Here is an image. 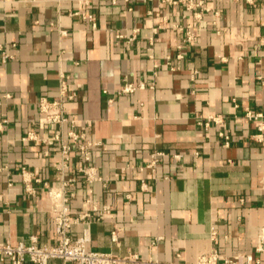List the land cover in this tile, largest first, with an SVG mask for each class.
I'll list each match as a JSON object with an SVG mask.
<instances>
[{"label":"crops","instance_id":"crops-1","mask_svg":"<svg viewBox=\"0 0 264 264\" xmlns=\"http://www.w3.org/2000/svg\"><path fill=\"white\" fill-rule=\"evenodd\" d=\"M203 1L0 0V240L55 244L49 188L67 182L71 233L88 229L92 249L139 254L131 264L213 250L264 264V131L246 116L264 115V0ZM61 74L75 93L65 130L96 142L90 183L77 154L62 175L56 144L24 140L48 136L39 101L59 98Z\"/></svg>","mask_w":264,"mask_h":264},{"label":"built area","instance_id":"built-area-1","mask_svg":"<svg viewBox=\"0 0 264 264\" xmlns=\"http://www.w3.org/2000/svg\"><path fill=\"white\" fill-rule=\"evenodd\" d=\"M169 3L188 2L189 7L193 5L205 8L203 0H164ZM258 0H247L249 3H256ZM201 13H198L199 17ZM89 19L94 20L92 15ZM194 33L191 29L186 31V40L192 41ZM4 57L9 55L4 53ZM70 77L61 74L60 78V96L56 99L42 97L39 101V127L48 133L45 138H40L35 131L30 130L24 136V140H34L36 143L51 144L54 143L59 147L60 159L57 169L63 175L64 171L70 164L73 154L80 156L85 165L79 167L83 172L85 180L90 183L93 180L100 179L97 170L89 163L92 158V151L96 142L89 140L84 132H78L74 129L65 130V125L71 123L76 124V120L69 115L67 103L75 98V93L70 91ZM143 87V84L136 85L134 83L125 84L122 92H134L138 88ZM246 116L250 119L259 120L261 123L258 128L261 131L257 137H262L264 131V115L261 112L254 113L251 109L246 108ZM211 121L220 123L223 121L221 115L211 116L206 123L209 126ZM70 139V142L66 140ZM162 153H157L160 156ZM157 159L155 158L154 162ZM22 174L27 181L28 190H32L31 179L29 172L23 168ZM67 182H63L60 187H50L49 196L51 199V211L55 221L58 240L55 244H44L39 241L37 235H32L29 240H21L17 244H12L9 241L0 240V261L8 262L9 264H50L53 260H62L65 263L76 264H131L140 260L139 254L133 253L129 255H119L113 252L95 250L90 247L91 236L88 229L77 237L71 233L72 227L78 222V218H74L69 208V196L67 194ZM83 214L80 219L88 216ZM112 238L119 243L118 229L112 232ZM257 250L264 253V228L258 239ZM168 264L159 261H144V264ZM196 264H263L261 259H254L252 254H238L232 258H222L218 250H213L198 258Z\"/></svg>","mask_w":264,"mask_h":264}]
</instances>
